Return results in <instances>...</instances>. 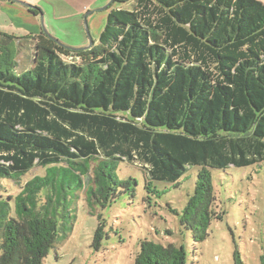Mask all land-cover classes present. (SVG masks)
<instances>
[{
  "label": "trees",
  "instance_id": "trees-1",
  "mask_svg": "<svg viewBox=\"0 0 264 264\" xmlns=\"http://www.w3.org/2000/svg\"><path fill=\"white\" fill-rule=\"evenodd\" d=\"M134 2L109 11L87 50L27 34L32 65L20 74V39L0 32V181L18 188L0 196V264H44L73 229L69 195L101 209L133 197L121 163L138 167L157 196L153 182L177 187L198 168L185 207L172 211L194 243L215 219L212 172L264 166V2ZM98 220L95 250L106 236ZM139 249L132 264L187 261L176 243ZM232 259L243 264L237 249Z\"/></svg>",
  "mask_w": 264,
  "mask_h": 264
},
{
  "label": "rangeland",
  "instance_id": "rangeland-1",
  "mask_svg": "<svg viewBox=\"0 0 264 264\" xmlns=\"http://www.w3.org/2000/svg\"><path fill=\"white\" fill-rule=\"evenodd\" d=\"M18 1L40 13V25L43 24L44 30L61 45L82 48L88 46L90 41H99L107 10L101 13L104 15L103 24L95 26L93 30L85 24L86 11L75 14L65 5L71 1L72 5L75 3L79 6L82 1L89 0ZM103 1L100 0L96 8L103 9L112 0L106 4H102ZM125 3L123 8L131 9L135 2L128 0ZM0 16V20L6 21L7 26L12 24L19 34L28 32L25 26H17L6 14L0 13ZM14 21L19 23L22 20ZM23 51L28 53L26 47H20L17 56L18 74L30 65L23 60ZM64 60L72 61L68 58ZM40 171V168L35 167L24 180ZM197 173L198 168H190L177 187L153 182L150 188L159 192L157 196L145 191L146 177L138 167L121 163L118 177L136 181L134 196L121 194L101 209L96 204H89L82 192L78 198L69 195L66 204L76 216L73 229L65 236L60 232L63 238L57 241L44 264H132L143 240L184 246L187 252L186 264H233L232 254L235 249L240 252L243 264H264V166L241 169L231 167L225 172H212L218 197L215 202L216 214L208 238L202 243L193 242L190 232L182 229L178 217L172 212H181L185 207L193 193ZM17 193L18 188L11 181H0V196H14ZM98 216L105 222L106 236L99 249L95 250L92 244L100 222Z\"/></svg>",
  "mask_w": 264,
  "mask_h": 264
},
{
  "label": "crops",
  "instance_id": "crops-1",
  "mask_svg": "<svg viewBox=\"0 0 264 264\" xmlns=\"http://www.w3.org/2000/svg\"><path fill=\"white\" fill-rule=\"evenodd\" d=\"M99 1L100 0H89L88 2L82 1L81 5L79 6L76 5L75 3H73L72 5L71 1H69V4L68 2H66L65 5L68 8L70 7L69 9L73 10L75 14H80L83 12V10L86 11L87 12L86 18L88 19V20L86 19L87 25L92 27L94 30L95 26H101L103 24V16L107 15L110 10L123 8L124 5L126 4L122 2L123 0H118L117 2H114V0H112L110 3H107L106 5L107 8L104 7L105 9L104 8L100 9V8H96V4H98ZM106 2H108V0H104L102 4H106ZM34 6L37 7V5H34ZM106 10L107 12L104 15H102L101 13ZM0 13L4 15L6 14L7 16H9L8 18L10 20H13V22L17 26H25V28L28 30V32L19 34L17 30L13 28L12 24L11 26H7L6 21L0 20V32L7 34V35H12L14 38H19L20 44L22 43L24 44L23 46L21 45V48H24V47L27 48L28 53L23 51L24 52L23 60L26 63L30 64L28 66L29 68L32 65L31 60H32V55H33V41L27 40L24 38L27 36V34L37 35L40 32H43L44 30L43 24L40 25V21H39L40 13H37V11L34 12V10L32 11L31 8H28L26 5H24L18 0H0ZM97 16H99L100 18L97 19ZM15 19L16 20L21 19L22 21H19V23H16V21H14ZM17 56H18V53H17Z\"/></svg>",
  "mask_w": 264,
  "mask_h": 264
},
{
  "label": "water",
  "instance_id": "water-1",
  "mask_svg": "<svg viewBox=\"0 0 264 264\" xmlns=\"http://www.w3.org/2000/svg\"><path fill=\"white\" fill-rule=\"evenodd\" d=\"M107 8V6L105 7ZM104 8V9H105ZM86 26H87V23H85ZM44 34H46L49 38L53 39L45 30H43ZM88 32V31H87ZM54 40V39H53ZM55 41V40H54ZM57 42V41H56ZM58 44H60L59 42H57ZM61 45V44H60ZM92 46V41H90V43L88 44V46H85V47H82V48H70V49H73V50H87L89 49L90 47ZM66 47V46H65ZM69 48V47H67Z\"/></svg>",
  "mask_w": 264,
  "mask_h": 264
}]
</instances>
